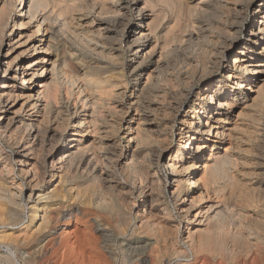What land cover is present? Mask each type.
I'll return each mask as SVG.
<instances>
[{"label": "bare ground", "instance_id": "obj_1", "mask_svg": "<svg viewBox=\"0 0 264 264\" xmlns=\"http://www.w3.org/2000/svg\"><path fill=\"white\" fill-rule=\"evenodd\" d=\"M28 1L26 0L25 2V0H0V59L4 58L7 60L10 58V52L12 51V41H13L12 37L14 35H15V38L18 39V42L20 43V45L28 46L31 43L33 44L32 47L29 46L30 48H27V50L29 51L31 49L30 53H32V51L37 52L38 50H40L39 55H42V56L44 55V57H39L36 61H29L28 64H25L23 62L18 63L17 69H14L13 65L19 60L20 57L23 56L21 54L18 57H15L12 61L9 60V62L6 65L0 64V159L4 161L3 163L4 169H0V170H3V172L6 174H10L12 173L14 169V164H18L22 168V173H25L27 177L30 176V181L28 182H30V185H31V188L29 186L30 189L27 191H24L22 186H19V184L15 188L16 190H13L12 187L16 185V183L13 182L15 180L14 178L12 182H9L10 179H12L11 176H8L7 177L8 179H5L4 181L2 179L0 181V221H2L3 219V214H6V213L7 215H9V219L13 222L20 221V223H23V221L26 220V222L23 224V228L19 230L20 233L18 234L15 233L17 229L14 227H10L9 230L0 231V240L3 242L4 246L6 245L5 247L8 252V256H5L2 258L3 261L8 264H15L17 260V256H18L17 251L19 249H28L32 253L28 257V259H26V263L37 264L38 257L42 255L45 252V249H47L52 244V241H48L44 249H40V250L38 249V251L35 252L36 243L40 240V236L51 233L54 229H56L57 226L69 228V227H74L81 222V220L79 219L80 209L76 210L75 208H73V206H69V210L64 211L63 206L67 203H70L72 199H70L68 196L75 192L73 189L74 186L71 187L72 181H74L75 179L79 177L81 178L86 177L90 179L88 180L90 182L89 185L93 186L94 188H99L101 191L115 190L119 193L121 192V194L125 193L128 195H131L132 197H129L131 199L134 198L133 197L134 191L136 190V187L139 186V193L134 198L135 200H132V201L129 200V204L131 205L130 211L120 210V211L115 212L116 209L115 208L112 209V213L114 212L116 214V219H117L116 221H113L114 225L117 227L116 237L113 233L107 230L108 227L106 228L104 227V225L96 226V231L102 234L101 237L103 239L101 238V240H102L103 248L110 246V243H112V241H114L116 238L118 239V237L123 238V236L125 235L127 236V232L129 230H132V233H135L137 235L141 233V230H144L151 235L152 237L151 239L154 242L151 244L149 242L143 241V245H144L143 250L140 253H138L139 260H142V261L145 260L146 258H148V255L150 254L154 258V261L157 262V264H165L166 260L163 255L164 250L162 249L161 244L162 242L167 245L175 244L174 238H172L174 235L173 232H176L175 235H180L182 232L181 230L184 227V226L182 227V222L184 221L186 223L184 232L187 233L188 245L186 247L188 248V250L176 252V254H180L179 256H177V261H178L177 264H181V261L183 259L185 262L191 256L196 257V259H198L201 254L205 257H207L208 254H214L212 256H215V254H217V257L219 259L225 261L228 264H239L238 256L239 254H243L247 257H250L253 261V264H264V223H263L264 217L263 216L261 217L260 215H255L254 220L251 218L253 223L251 225H248L247 216L244 215L245 221L241 220V223L239 221V225H233V228L231 230L230 228L232 226L231 224L232 222L228 223V218L225 216L223 204H222L224 202H221L218 199L209 200L210 193L211 192L213 193L212 189L216 191L217 190L216 186H218L219 182L222 180L225 181L226 183V181L234 179L235 177L234 173L237 170L239 163L242 162V164L244 165L247 159L246 156H243L241 154L238 155V157L237 155H235V153L233 154V149L231 148V145L229 149L224 148L226 150H224L223 152V148L221 149V147H216V143H218V139L220 140L222 139L221 142L223 143L226 141L228 137L233 138V133L231 132V130L233 129L230 128L231 129L230 130L228 126L232 123L231 120H233L231 116V112L239 105V103L249 101L251 97L250 93H253V92L258 94L257 95L258 99L264 97V0H248L247 1V10H253L254 15H253V21L251 25L247 27L246 29L247 31L246 40L240 41V42L237 41L238 40L237 38H236L237 40L236 39H233V40L228 39L226 41L224 40L225 46L222 47L223 49L221 48L222 50L218 49V51H220V55L222 54L224 55V57L225 55L226 56L228 55L229 58L232 61H234V65H231L230 64L231 62L225 63L224 64L225 70L223 72L224 75H222L219 79L218 77H215V74L212 71L204 70V72H202L201 74V77L198 78V81H197L198 83H203L204 86L202 87V90L196 93L195 98L192 101H190L189 99L191 95V90L194 88V84H195L194 78L193 79L186 78L185 82L187 83V86H185L184 88L179 87L180 89L177 90L173 98L168 97L169 94H172V92L170 93L171 90L168 91L167 89H165V87H160L159 79L161 80V78H159L158 76L154 77L155 75L153 73L151 74L150 73L151 71L149 72L148 77L146 75L147 77L145 78L146 80L142 81L143 75L145 74V72L153 67H156L157 69H159V70H155L154 72L160 71L161 74L160 73L159 74L162 76L163 69L166 65V63L162 64V61H161L163 58L162 55L158 57L159 58L158 60L156 61L154 60L156 58L155 55L157 52L156 46H154L153 49L151 50L149 49L148 52L144 53L147 50V48H149L152 45L153 36H154L153 34L157 30V27H159L153 23L151 26H147L148 29L146 30L144 28L146 25L144 26V24L146 21H148L150 18L152 19L153 17H154L155 23L158 20L163 18V12L161 10L158 11L159 9L156 11V7L158 8L159 5L157 6L154 0H144V1L143 0H128L126 4H117V7L114 10L112 16L109 15L107 12V15H109L110 17L107 16L108 18L106 17V20L111 19L114 22H117L119 18L124 19L126 15L128 14V12L130 11V9L136 11L137 16H138V21H136V24H134L132 28L133 41L129 42V48L131 52H133L136 49L135 50L136 52H134V55L138 56V58L142 57L141 60L138 62L140 63L139 68L136 67L137 68L136 69L134 66L136 70L130 71L132 72L131 74H133V76L136 77L135 78V82H136L135 88L137 89V94L135 95L134 98H133L134 95L130 97H132L131 98V102H133L132 105H135L136 107V115L135 114L134 115L138 116L140 125H137L138 132L137 134L135 133L136 137L129 138L130 140L128 141V143L126 142L127 146L125 147H122V144H119V142H117L112 137L113 135L111 136L110 134V132H112L110 130L111 127L109 129V126H107V123L106 124L103 122L99 123L100 120L97 117V114L101 110L99 107L100 100L98 101L96 99L98 96L96 97L95 95L96 97L95 98L93 97V94L91 93L95 91L94 89H97V90L100 89L101 88L100 86L103 83L100 84V82H93L92 81L93 79L90 76L88 77L91 78L92 80H81V78H78L76 75L75 77L74 75L69 74V75H66V78L64 77L66 79L64 80L66 81L64 85H63V80H61L62 84H60L61 81L58 82L59 79L58 77L56 78V76L58 73L61 72V70H63V66H65L66 62L59 63L60 62V60L58 59L59 53L58 54L56 53L55 55H53V57L47 56L48 53L53 54L55 50V46L52 44V39L54 37L52 38L51 36L49 38L50 41L48 39L45 42L44 40H37V39L34 40L36 38L35 37L36 35L37 37L41 35L44 29V26L49 25V23L53 21L54 16H58V18L59 17L63 18V16H66L64 18V22L65 24H67L69 21L76 19L74 14L79 12L77 10L81 6H79L78 3L75 2L77 0H71V1H68V0H28ZM96 1L102 2V0H96ZM104 1H103V4H104ZM168 1L169 0H165L166 3H168ZM18 3L19 5H21L22 3L21 9H18V5H17ZM97 4L99 3L97 2ZM140 4H143V7H140ZM257 4H258V9L254 8ZM160 5L163 6L162 4ZM108 6L110 5L108 4ZM106 7L105 9H107ZM165 7H168V6H165ZM108 9H111V8L109 7ZM233 9L234 8L232 7V10ZM215 11H217V9H215ZM235 15H236V12H235ZM221 20H223V18ZM10 22H14L15 27H17V29L16 31L14 29L13 32L9 36H7L6 31L10 25ZM32 23L36 24V30L34 29L35 30L34 34L30 35L25 31L31 27ZM59 23H61L62 25V22L59 21ZM118 23L120 24V22ZM124 24H122V26ZM60 28L61 27H59V29ZM98 28H99L98 35L104 40H108V39L110 40V36H111L110 34L112 33L111 29L113 28H109L107 26L101 27V25ZM200 29L202 28L200 27ZM239 29H238V32H239ZM198 30H199V27H198ZM212 30H213V27H212ZM46 31L47 29L45 30V32ZM67 33H64V35L65 34L67 35ZM73 33L74 35H77L76 36L77 40L79 41V44H81L80 46H85L84 48H88L90 46L89 44L92 45L93 41L89 40L90 37H88L87 35H84L82 33L75 34L74 31ZM68 34L70 35V33ZM236 34H237V31H236ZM190 35L192 36V34ZM191 36H190V39H191ZM203 36H204V32H203ZM228 37L226 36V38ZM70 38L72 37H69V39ZM67 39L65 40L66 42H67ZM190 43H191V40H190ZM219 44L217 43V45ZM113 45L114 44H112L111 46ZM7 46L9 47L10 50H8V53L5 54L4 50H5V47ZM188 46L190 47V45ZM76 48L74 51H70L72 53L69 52L70 53L69 56L72 59H77L80 57H84L86 55V54L84 55V52L82 50H79L78 48L77 49ZM89 49H86V50L89 52ZM213 52L214 54L216 53V51H213ZM203 54H204V51H203ZM115 55H118V54H115ZM149 59L151 60V62L149 61L150 65L146 66L145 63ZM111 60H114V59H111ZM90 61L91 60H89L88 62ZM116 61H118V59ZM48 62H50L49 67L46 66ZM85 63L86 62H84L83 64ZM112 67H115V66H111V68ZM142 67L144 69L141 70ZM197 71L196 70L194 71L195 75H197ZM111 75H114V74H111ZM121 76L122 75H120V77ZM177 78L180 79L179 76ZM19 79L21 80L20 86L19 84H17V81ZM47 80H49L50 82ZM112 80L114 79H111L108 77L107 79L104 80L105 81L104 83H108L109 87H113V86L115 87L114 82H112ZM118 80H122V79H118ZM118 85H121V83H118ZM180 85H182L181 82H180ZM103 88L105 87H102V89ZM166 88L168 87L166 86ZM255 88H257V90H255ZM62 89L64 90V92L66 90L68 93V95L66 96L67 98L65 99L62 93ZM87 90L91 91V93L89 94V92H86ZM116 91L117 90L114 89L110 91V93L112 94V93H115ZM123 93L125 94L126 92L124 91V92H121L120 94H123ZM144 93H147L150 96V100L149 101L147 100L148 101L147 105H145V101L144 102L142 101V95ZM71 94L72 96L73 94L74 95L78 94L79 96L77 99L74 98L75 100L74 99L71 100L69 97ZM82 95L84 96L83 98H82ZM116 96L118 99V95ZM114 99L116 100V98ZM159 100L161 101L168 100L167 108L164 109L163 105L161 106L160 104H158ZM20 101H22L23 103L20 109H18L17 106L18 104H20ZM111 105L113 106V104ZM108 106H110V104H108ZM127 107L130 108V106H127ZM87 108L90 109V112ZM121 111H123V109ZM162 111H164L165 113L167 112L173 117V118L170 117L172 118V120H169V122H167V128L170 130L169 134L173 136L175 135L174 133L176 131L180 132L179 133L180 144L178 148L172 152L171 157L168 160L166 156L173 149L170 147H162L161 146L162 144L160 142H162L164 137L162 136L163 138V139L161 138L162 140L156 139L152 132L153 129L152 130L150 129L151 127H155V125H157V123L155 122V118H157L158 114L161 113ZM135 116L134 118H136ZM203 118L205 119V121ZM118 122L120 123V121ZM132 123L133 121L129 123V127H128L129 133L133 132L134 127H132ZM175 123L176 125L178 123L177 130H175L176 129ZM237 127L239 126L237 125ZM249 127L251 128V130H254V132L253 131L252 132L256 133L257 135H259L260 131L263 130V129L260 130V128H256L253 125H250ZM249 129H247V131ZM90 130H92L93 132H96V135L98 136L94 138L93 143H91L90 145H87L88 141L92 139L91 136H89L90 133L92 132ZM14 133H17V135ZM115 133L117 134V130L115 131ZM236 133L238 134V131ZM242 133H244V131ZM8 134H10V136ZM213 135H215V137L213 141L211 140L212 142L209 143L208 137L210 136L212 137ZM166 137H165V140H166ZM242 138H239V140H241ZM4 141H7V142L10 141L11 143L10 145L13 146L15 150V158L11 157L9 154H7V152L4 151V149H2L1 144ZM132 141L134 142L136 141L138 143L137 148L135 147L134 149L132 148V145H131ZM141 144L142 145L144 144L142 148H140ZM227 144H228V141H227ZM93 145L95 147L94 148L95 151L91 150V147L93 148ZM245 150L246 149H244V151ZM214 151L216 152L214 153ZM244 151L243 153H245ZM142 153H145L146 155L145 157H149V156L153 157V160H150L152 161V164L149 167L150 169L148 170V172L150 173L151 179L148 178L146 182H144V184L140 180L141 182L139 185L137 184L135 185L134 182L131 185L130 183H128V181L126 182L124 179L117 180L114 178L113 175L115 173L113 174V166L115 163H122L123 165L126 163L124 169H128L130 167L132 169L133 167H136V164L138 163V161L136 162V160L138 159L137 156ZM129 158H131L132 160H130V162H127ZM258 167L259 168L261 167L262 169H264L263 161H262V164L258 165ZM200 171H203L204 175L201 178H197L195 176V173L200 172ZM259 176L260 175H258V177ZM153 182L155 183L158 182L160 183V185L163 184L164 189L173 187L174 183L176 184V189L171 194V202L163 199L162 197L164 195L162 197H158V196L155 197V194L153 192V187H152ZM242 185L244 184L242 183ZM162 191L160 190L159 194ZM198 192H199V195L196 196ZM253 194H255V192ZM121 196L122 195H120V197ZM212 196L214 197L215 195H212ZM225 196H227V194ZM262 196L264 198V195L261 194V197ZM239 197H240V194H239ZM102 198L103 197H101L96 203H92L93 200L82 202V205L80 206L81 208L84 207V210L86 212L90 211L88 210L89 207L106 210V207L108 206L109 202L107 201L108 199H105V198L102 199ZM129 198L127 197V199ZM257 198H259V195ZM251 199L252 198H250V200ZM253 199H255V197ZM225 200H228V199H225ZM240 201L241 203L243 202L242 199ZM246 201H249V200H246ZM259 203H261V201ZM246 205L247 206H245L244 209L248 208L249 204L247 203ZM174 213H176L181 218V221L180 222L177 221L178 224L175 227H171L168 225V223L174 220ZM226 214L228 216V213ZM6 226H3V228H5ZM212 227L213 229H216V230L219 229V231H221L222 233L221 234L222 236L217 238V241L214 243V245H211L212 243L211 238H213V236L209 234V229H211ZM150 245H152L153 247L150 250H148L149 248H147V246H150ZM14 247H16V249L13 251ZM124 260L125 259H123V261ZM123 261L121 263L126 264V262L124 263Z\"/></svg>", "mask_w": 264, "mask_h": 264}, {"label": "rangeland", "instance_id": "obj_2", "mask_svg": "<svg viewBox=\"0 0 264 264\" xmlns=\"http://www.w3.org/2000/svg\"><path fill=\"white\" fill-rule=\"evenodd\" d=\"M28 1V0H27ZM71 1V0H68ZM83 1V2H82ZM92 1V2H91ZM100 1H96V0H77L75 1L76 3H78L79 6H81L77 11V13L74 14L75 18L74 20H71L65 24L64 22V18L66 16H63V18L58 16H54L53 21L51 23H49V25L44 26V29L41 33V35L39 37H37V35L35 36L36 38L34 40H44V42L46 40H48L51 36H52V44L55 46V50L52 53H48V57H53V55H55L56 53L58 54V59L60 60L59 63H65V66H63V70H61L60 73L57 74L56 78L58 77V82H60L61 80H63V85L66 81V75H76L78 78H81V80H92L93 82H100L103 83L101 84V88L100 89H94L95 91L91 93V91H86L89 92V94H93V97H95L96 95V99L100 102L99 103V107H100V111L97 114V117L99 118V123H107V126H109V129L111 127V131L110 134L111 136L117 141L119 142V144H122V147L127 146L128 141L130 140L129 138H133L136 137L137 134V130H138V126L140 125L139 123V118L136 115V107L135 105H132L133 102H131V98L130 96L134 95L133 98L135 97V95L137 94V89L135 88L136 82H135V78L133 76V74H131L132 72L130 71H134L137 68H139V64L138 63L142 57L138 58V56L134 55V52H136L135 50L133 52L130 51L129 48V42L133 41V33H132V28L134 26V24H136V21H138V16H137V12L130 9V11L128 12V14L126 15V17L124 19H118L117 22H114L113 20H106V17L109 15H113L114 10L117 7V4H126L128 2V0H105L104 4ZM144 1V0H143ZM155 3L157 4V6L159 5V7H156V11H162L163 12V18L160 20H156L157 22L155 23L154 17L151 19H149L148 21L145 22L144 24V28L147 30L148 27L147 26H151L153 23L156 24L157 26V30L155 31V33L153 34V43H152V47L150 46L149 48H147V50L144 52H148L149 49H153L154 46H156V58L154 59L155 61L158 60L160 57V55H162V64H165V67L163 69V75L161 76V72L160 71H156L155 70H159L156 67H153L149 70H147L145 72V74L143 75V80L145 81L148 76H149V72L152 74H154V77H159L161 78V80L159 79V86L160 87H165V89H167L168 91H170V93L172 92V94H169L168 97L173 98L174 94L177 92L178 89L180 88H184L185 86H187V83L185 82L186 78L189 79H193L194 78V88L191 90V95H190V101H192L195 98V95L198 91L202 90V87L204 86L203 83H198V78L201 77L202 72L207 71H212L215 74V77H218V79L224 75V64L227 62H231V65H234V61H232L229 56L225 55H220V51L222 50L225 46V41L226 40H233L236 39L238 42L240 41H245L246 40V29L247 27H249L253 21V15L254 12L253 10H247V1L248 0H169L168 3L165 2V0H154ZM157 1V2H156ZM159 1V2H158ZM221 1V2H220ZM26 2V0H25ZM29 2V1H28ZM97 2L99 4H97ZM108 2V3H107ZM110 2V3H109ZM125 2V3H124ZM181 2V3H180ZM216 2V3H215ZM220 2V3H219ZM228 2V3H227ZM107 3V5H106ZM113 3V4H112ZM180 3V5H179ZM226 3V4H225ZM108 4L110 6H108ZM112 4V5H111ZM160 4H162L163 6H161ZM171 4V5H170ZM174 4V5H173ZM18 5V9H21L22 7V3L21 5ZM105 5V6H104ZM220 5V6H219ZM230 5V6H229ZM236 5V6H235ZM91 6V7H90ZM101 6V7H100ZM108 6V7H106ZM113 9H112V7ZM168 6V7H165ZM240 6V7H239ZM105 7L107 9H105ZM111 9H108V8ZM115 7V8H114ZM140 7H143V4H140ZM164 7V8H163ZM215 7V8H214ZM218 7V8H217ZM227 7V8H226ZM229 7V8H228ZM232 7L235 9L232 10ZM85 8V9H84ZM103 8V9H102ZM161 8V9H160ZM208 8V9H207ZM222 8V9H221ZM258 9V4L254 7ZM84 9V10H82ZM98 9V10H97ZM163 9V10H162ZM185 9V10H184ZM193 9V10H192ZM212 9V10H211ZM215 9H217V11H215ZM244 9V10H243ZM109 10V11H107ZM165 10V11H164ZM105 11V12H104ZM167 11V12H166ZM214 11V12H213ZM219 11V12H218ZM243 11V12H242ZM46 12V11H45ZM81 12V13H80ZM107 12L109 15H107ZM177 12V13H176ZM184 12V13H183ZM211 12V13H210ZM236 12V15H235ZM104 13V14H103ZM132 13V14H131ZM150 13V12H148ZM220 13V14H219ZM226 13V14H225ZM97 14V15H96ZM175 14V16H174ZM213 14V15H211ZM222 14V15H221ZM225 14V15H224ZM241 14V15H240ZM244 14V15H243ZM192 15V16H191ZM231 15V16H230ZM73 16V17H74ZM226 16V17H225ZM246 16V17H245ZM81 17V18H80ZM99 17V18H98ZM105 17V18H104ZM110 17V16H109ZM183 19H182V18ZM191 17V18H190ZM242 17V18H241ZM57 18V19H55ZM96 18V19H95ZM100 20H98V19ZM108 18V17H107ZM179 18V19H178ZM198 18V19H197ZM223 18V20H221ZM104 21H102V20ZM165 19V20H164ZM225 19V20H224ZM231 19V20H230ZM235 19V20H234ZM242 19V20H241ZM245 19V20H244ZM55 20V21H54ZM62 22L59 23V21ZM63 20V21H62ZM92 20V21H91ZM120 20V21H119ZM122 20V21H121ZM229 20V21H228ZM239 20V21H238ZM109 21V22H108ZM163 21V22H162ZM214 21V22H213ZM219 21V22H218ZM244 21V22H243ZM55 25H54V23ZM76 22V23H75ZM89 22V23H88ZM96 22V23H95ZM102 22V23H101ZM113 22V23H112ZM120 22V24L118 23ZM128 22V23H126ZM218 22V23H217ZM231 22V23H230ZM75 23V24H74ZM79 23V24H78ZM115 23V24H114ZM125 23V24H124ZM217 23V24H216ZM229 25H228V24ZM243 23V24H242ZM65 24V25H64ZM72 24V25H71ZM78 24V25H77ZM122 24H124L122 26ZM210 24V25H209ZM213 24V25H211ZM71 25V26H69ZM101 25V27H109V28H113L112 33L110 34V40H104L102 39L99 35V26ZM115 25V26H114ZM126 25V26H125ZM163 25V26H162ZM193 25V26H192ZM209 25V26H207ZM221 25V26H220ZM225 25V26H224ZM227 25V26H226ZM238 25V26H237ZM61 27L59 29V27ZM68 26V27H67ZM73 26V27H72ZM119 26V27H118ZM175 26V27H174ZM213 30H212V27ZM237 26V27H236ZM13 27V28H12ZM121 27V28H120ZM123 27V28H122ZM199 27V30H198ZM200 27L202 29H200ZM215 27V28H214ZM228 27V28H227ZM231 27V28H230ZM245 29H244V28ZM65 28V29H64ZM74 28V29H72ZM125 28V29H124ZM163 28V29H162ZM168 28V29H167ZM210 28V29H208ZM227 28V29H226ZM236 28V29H235ZM240 28V29H239ZM242 28V29H241ZM17 29V27H15V23L14 22H10V25L6 31L7 36H9L13 30ZM36 30V24L32 23L31 27L26 30L25 32H27L28 34L32 35L34 34L35 30ZM47 29V31L45 32V30ZM63 29V30H62ZM71 31H69V30ZM160 29V30H159ZM239 29V32H238ZM60 30V31H59ZM66 30V31H65ZM197 32H196V31ZM203 30V31H202ZM230 32H229V31ZM14 31V33H15ZM32 31V33H31ZM65 31V32H64ZM69 31V32H68ZM73 31L75 32V34H84L87 35L88 37L92 38L89 40L95 42H92V45L89 44L90 46L88 48H84L85 46H80L81 44H79V41L77 40V35H74ZM78 33H77V32ZM97 31V32H96ZM125 31V32H124ZM191 31V32H190ZM210 31V32H209ZM212 31V32H211ZM237 31V34H236ZM242 31V32H241ZM70 33V35L68 33ZM86 32V33H85ZM201 32V33H200ZM203 32H204V36H203ZM214 32V33H213ZM64 33H67V35ZM72 33V34H71ZM118 33V34H117ZM200 33V34H199ZM213 33V34H212ZM233 33V34H232ZM43 34V35H42ZM115 34V35H114ZM117 34V35H116ZM189 34V35H188ZM192 34V36L190 35ZM197 34V36H196ZM207 34V35H206ZM209 34V35H208ZM211 34V35H210ZM98 35V36H97ZM157 35V36H156ZM216 35V36H215ZM222 35V36H221ZM231 35V36H230ZM233 35V36H232ZM64 36V37H63ZM67 36V37H66ZM75 36V37H74ZM117 36V37H116ZM191 36V39H190ZM196 36V37H195ZM210 36V37H209ZM221 36V37H220ZM226 36H230L228 38H226ZM237 36V37H235ZM240 36V37H239ZM66 37V38H65ZM69 37H72L69 39ZM155 37V38H154ZM183 37V38H182ZM209 37V38H208ZM233 37V38H232ZM65 38V39H63ZM68 38V39H67ZM76 41H75V39ZM99 38V39H98ZM182 38V39H181ZM195 38V39H194ZM204 38V39H203ZM222 38V40H221ZM13 41H12V51L10 52V58L9 59H4L1 58L0 59V64H7L9 62V60H13L15 57H18L20 54L23 55L22 57L19 58V60L13 65L14 69L18 68V63H25L28 64L29 61H36L39 57H44V55H39L40 50H38L37 52H31L27 50V48H30L33 46V44L31 42L30 45H20V43L18 42V39L15 38V35L12 37ZM67 39V42L72 45L70 46L65 40ZM95 39V40H94ZM117 39V40H116ZM157 41H156V40ZM186 39V40H185ZM200 39V40H198ZM207 39V41H206ZM214 39V40H213ZM244 39V40H243ZM70 42H69V41ZM74 40V41H73ZM120 42H119V41ZM131 40V41H130ZM168 40V41H167ZM191 40V43H190ZM203 40V41H202ZM225 40V41H224ZM50 41V39H49ZM55 41V42H54ZM63 43H62V42ZM65 41V42H64ZM78 41V42H77ZM106 43H105V42ZM114 41V42H113ZM118 41V42H117ZM156 43H155V42ZM187 41V42H186ZM205 41V42H204ZM209 41V42H208ZM43 42V43H44ZM104 44H103V43ZM114 44L113 46H111L112 44ZM17 43V44H16ZM56 43V44H55ZM67 43V44H66ZM75 43V44H74ZM78 43V44H77ZM109 43V44H108ZM190 43V44H189ZM205 43V44H204ZM207 43V44H206ZM217 43L219 45H217ZM20 46H19V45ZM108 44V45H107ZM118 44V45H117ZM158 44V45H157ZM187 44V45H186ZM198 44V45H197ZM209 44V45H208ZM40 45V44H39ZM59 45V46H58ZM68 45V46H67ZM96 45V46H95ZM186 47H185V46ZM190 45V47L188 46ZM207 45V46H206ZM30 46V47H29ZM38 46V44H37ZM80 46V47H79ZM221 46V47H220ZM72 47V48H71ZM78 48L79 50H82L84 52V57H80L77 59H72L69 54L72 53L70 51H74L75 48ZM102 47V48H101ZM122 47V48H121ZM211 47V48H210ZM214 47V48H213ZM220 47V48H219ZM59 48V50H58ZM76 48V49H77ZM82 48V49H81ZM90 48V49H89ZM115 50H114V49ZM129 48V49H128ZM213 48V50H212ZM222 48V49H221ZM26 49V50H25ZM62 49V50H61ZM67 49V50H66ZM89 49V52L86 50ZM92 49V50H91ZM94 49V50H93ZM9 47H5L4 53H8ZM53 50V49H52ZM58 50V51H57ZM62 52H61V51ZM111 50V51H109ZM51 51V50H50ZM57 51V52H56ZM204 51V54H203ZM213 51H216V53L214 54ZM27 52V53H26ZM52 52V51H51ZM70 52V53H69ZM102 52V53H101ZM111 52V53H110ZM143 52V50H142ZM160 52V53H159ZM195 52V53H194ZM200 52V53H199ZM202 52V53H201ZM218 52V53H217ZM23 53V54H22ZM88 53V54H87ZM95 53V54H94ZM107 53V54H106ZM109 53V54H108ZM114 53V54H113ZM163 53V54H161ZM169 53V54H168ZM26 54V56H25ZM104 54V55H103ZM113 54V55H112ZM118 54V55H115ZM206 54V55H205ZM33 55V56H32ZM102 55V56H101ZM110 57H108V56ZM112 55V56H111ZM142 55V54H141ZM93 56V57H91ZM104 56V57H103ZM117 56V57H116ZM203 56V57H202ZM86 57V58H85ZM90 57V58H89ZM95 57V58H94ZM107 57V58H106ZM112 57V58H111ZM115 57V58H114ZM119 57V58H118ZM211 57V58H210ZM262 57V56H261ZM12 58V59H11ZM62 58V59H61ZM132 58V59H131ZM192 58V59H191ZM217 58V59H216ZM220 58V59H219ZM49 59V58H47ZM80 59V60H79ZM86 61H85V60ZM91 60L90 62H88L89 60ZM97 59V60H96ZM102 62H101V60ZM105 59V60H103ZM109 59V60H108ZM114 59V60H111ZM118 59V61L116 60ZM121 59V60H120ZM205 59V60H204ZM213 59V60H212ZM76 60V61H75ZM84 60V61H83ZM194 60V61H193ZM210 60V62H209ZM221 62H220V61ZM226 60V61H225ZM71 61V62H70ZM98 61V62H97ZM115 61V62H114ZM151 60H147L145 65H150ZM164 61V62H163ZM199 61V62H198ZM76 62V63H75ZM84 62H86L85 64H83ZM92 62V63H91ZM107 64H106V63ZM109 62V63H108ZM214 62V63H213ZM223 62V63H222ZM74 63V64H73ZM79 63V64H78ZM89 63V64H88ZM120 63V64H119ZM196 63V64H195ZM209 63V64H208ZM212 63V64H211ZM218 63V64H217ZM220 63V64H219ZM222 63V64H221ZM77 64V65H76ZM83 64V65H82ZM91 64V65H90ZM102 64V66H101ZM106 64V65H104ZM114 64V65H113ZM133 64V65H132ZM216 64V65H215ZM81 65V66H80ZM99 65V66H98ZM115 66L112 67L111 66ZM121 65V66H120ZM191 65V66H190ZM199 65V66H198ZM219 65V66H218ZM47 67L50 66V62L47 63L46 65ZM76 66V67H75ZM80 66V67H79ZM83 66V67H82ZM92 69H90L89 67ZM93 66V67H92ZM119 66V67H118ZM135 66V68H134ZM188 66V67H187ZM211 66V67H210ZM207 67V68H205ZM216 67V68H215ZM86 68V69H85ZM109 68V69H108ZM119 68V69H118ZM209 68V69H208ZM213 68V69H212ZM88 69V70H87ZM103 69V70H102ZM108 69V70H107ZM116 69V70H115ZM118 69V70H117ZM123 69V70H122ZM144 69L143 67L141 68V70ZM168 69V70H167ZM188 69V70H187ZM198 69V71H197ZM215 69V70H214ZM69 70V71H67ZM80 70V71H79ZM84 70V71H83ZM197 71V75L194 74V71ZM102 71V72H101ZM106 71V73H105ZM124 71V72H123ZM187 71V72H186ZM193 71V73H192ZM220 71V72H219ZM68 72V73H67ZM111 72V73H110ZM127 72V73H126ZM182 72V74H181ZM189 72V73H188ZM64 73V74H62ZM67 73V74H66ZM82 73V74H81ZM118 73V74H117ZM126 75H125V74ZM160 73V74H159ZM187 73V75H186ZM199 73V74H198ZM79 74V75H78ZM81 74V75H80ZM106 76H105V75ZM114 74V75H111ZM131 74V76H130ZM185 74V75H184ZM59 75V76H58ZM84 75V76H83ZM97 75V76H96ZM120 75H122L120 77ZM147 75V77H146ZM168 77H167V76ZM191 75V76H190ZM61 76V77H60ZM75 76V77H76ZM82 76V77H81ZM87 78H86V77ZM88 76H90L91 78H89ZM99 76V77H98ZM115 78H113V77ZM118 76V77H117ZM179 76L180 79H178L177 77ZM182 78H181V77ZM190 76V77H189ZM226 76V74H225ZM65 77V78H64ZM106 77V78H105ZM111 78L114 79L112 80V82H114L115 87H109L108 83H104L105 79L107 78ZM164 77V78H163ZM171 79H170V78ZM196 77V78H195ZM21 78V77H20ZM83 78V79H82ZM102 78V79H101ZM104 78V80H103ZM227 78V77H225ZM101 79V81H100ZM118 79H122V80H118ZM163 79V80H162ZM173 79V80H172ZM178 79V80H177ZM183 79V81H182ZM98 80V81H97ZM176 80V81H175ZM49 81V80H47ZM168 81V82H167ZM50 82V81H49ZM163 82V83H161ZM165 82V83H164ZM176 82V83H175ZM180 82L182 85H180ZM21 80L19 79L17 81V84H19L20 86ZM86 83V82H84ZM118 83H121V85H118ZM60 84H62V81L60 82ZM163 84V85H162ZM177 86H175V85ZM118 85V86H117ZM108 86V87H107ZM121 86V87H120ZM166 86L168 88H166ZM102 87H105L102 89ZM118 87V88H116ZM125 90H124V88ZM180 87V88H179ZM116 89L117 91L115 93H110V91ZM121 88V89H120ZM102 89V90H101ZM123 90V91H122ZM255 90H257V88H255ZM102 91V92H101ZM120 91V92H119ZM126 92L125 94H120L121 92ZM134 91V93H133ZM174 91V92H173ZM104 92V93H103ZM119 92V93H118ZM136 92V93H135ZM153 92V91H151ZM62 93L64 96V99L67 98L66 96L68 95L67 91L62 89ZM65 93V94H64ZM103 93V94H102ZM75 94V93H74ZM72 96V94L69 96L71 100H73L74 98H78V94ZM101 96H100V95ZM109 94V95H108ZM114 94V96H113ZM251 97L250 100L247 102H243V103H239V105L231 112V116L232 119L231 120V124L228 126L229 129H233L231 130V132L233 133V138H227L225 142H221L222 139H218V143H216V147H221V149L223 148V152L226 149L231 148L233 149V154L235 153V155H243L246 156V162L244 163V165L242 164V162L239 163V166L237 167V170L235 171V177L232 180L229 181H220L219 182V187L216 186V191L214 189H212L213 193L211 192L209 195V200H215L218 199L223 204V209H224V213L225 216L228 218V223H231V230L233 228V225H239V221L241 223V220L245 221V216H247V223L248 225H251L253 222L251 220V218L254 220L255 219V215H260L261 217H264V198L263 196L261 197V194L264 195V169H262L261 167L259 168L258 165L262 164V161L264 163V97L263 98H259L258 99V94H256L255 92L250 93ZM84 95V93H83ZM82 95V98L84 97ZM104 95V96H102ZM112 95V96H111ZM118 95V99L117 96ZM125 95V96H124ZM140 95V94H138ZM146 95V96H145ZM147 93H144L142 95V101H145V105H147L148 101L150 100V96H147ZM123 96V97H122ZM72 97V98H71ZM103 97V98H102ZM144 97V98H143ZM81 98V97H80ZM116 98V100L114 99ZM148 98V99H147ZM106 99V100H105ZM120 99V100H119ZM161 99V98H160ZM75 100V99H74ZM105 100V101H104ZM113 100V101H112ZM124 100V101H123ZM148 100V101H147ZM162 100V99H161ZM159 100L158 104H160L161 106L163 105V108H167L168 106V100L167 101H161ZM257 102H256V101ZM260 100V101H258ZM110 101V102H109ZM127 101V102H126ZM253 101V102H252ZM103 102V103H101ZM105 102V103H104ZM164 102V103H163ZM249 102V103H248ZM256 102V103H255ZM22 101H20V104H18L17 108L20 109L21 105H22ZM107 103V104H106ZM117 103V104H116ZM119 103V104H118ZM124 103V104H122ZM101 104V105H100ZM106 106H105V105ZM108 104H110V106H108ZM113 104V106L111 105ZM132 106H131V105ZM244 104V105H243ZM260 104V105H259ZM159 105V106H160ZM263 105V106H262ZM127 106H130V108H128ZM247 106V107H246ZM108 107V108H107ZM117 107V108H116ZM132 107V108H131ZM239 107V108H238ZM116 108V109H115ZM123 109V111L120 110ZM90 112V109L87 108ZM105 109V110H103ZM107 109V110H106ZM113 109V110H112ZM118 110V111H117ZM125 110V111H124ZM127 110V111H126ZM111 111V112H110ZM121 111V113H120ZM131 111V112H130ZM248 111V112H247ZM109 114H108V113ZM116 114H115V113ZM124 112V113H123ZM127 112V113H126ZM246 112V113H245ZM113 114V115H112ZM123 114V115H121ZM126 114V115H125ZM135 114V115H134ZM167 114V115H166ZM100 115V116H98ZM105 115V117H104ZM125 115V116H124ZM132 115V116H131ZM134 116L136 118H134ZM102 117V118H101ZM154 117V116H153ZM161 117V118H160ZM172 115L168 114L167 112L165 113L164 111H162L161 113L158 114V117L155 118V122L157 123V125H155V127H151L150 129L153 132V135L156 139H160L162 140V136L164 137V141L162 140V142H160L162 145V147H170L173 150H171L168 155L166 156L167 160L170 159L171 154L173 151H175L179 144H180V135H179V131H176L173 135L171 136L169 134L170 130L167 128V122H169V120H172ZM105 118V119H104ZM107 118V119H106ZM113 118V119H112ZM117 118V119H116ZM129 118V119H128ZM169 118V119H168ZM110 119V120H109ZM124 119V120H123ZM128 119V120H127ZM164 119V120H163ZM204 119V118H203ZM116 120V121H115ZM106 121V122H105ZM120 121V123L118 122ZM123 121V122H122ZM132 127L133 128V132L129 133L128 131V127H129V123L132 122ZM136 121V122H135ZM205 121V119H204ZM160 122V123H159ZM110 123V124H109ZM113 123V124H111ZM260 123V124H259ZM115 124V125H114ZM127 124V125H126ZM164 124V125H163ZM236 124V125H235ZM247 126H246V125ZM259 124V125H258ZM118 125V126H117ZM237 125L239 127H237ZM241 125V127H240ZM250 125H253L256 128H260L263 129L260 131V134L257 135L256 133H253L254 130H251V128L249 127ZM256 125V126H255ZM262 125V126H261ZM120 126V127H119ZM122 126V127H121ZM127 126V127H126ZM164 126V128H163ZM176 129L177 130V126L178 123L176 125ZM244 126V127H243ZM113 127V128H112ZM117 127V128H116ZM136 127V128H135ZM142 127V126H141ZM237 127V128H236ZM116 128V129H114ZM120 128V129H119ZM163 128V129H162ZM167 128V129H166ZM250 128V129H249ZM113 129V130H112ZM144 129V127H143ZM162 129V130H161ZM236 129V130H235ZM247 129H249L247 131ZM117 130V134L115 133V131ZM120 130V131H119ZM241 130V131H240ZM92 131V130H90ZM136 131V132H135ZM163 131V132H162ZM238 131V134L236 132ZM244 131V133H242ZM251 131V132H249ZM253 131V132H252ZM168 132V133H167ZM241 132V133H240ZM246 132V133H245ZM94 133V134H92ZM120 133V134H119ZM129 133V134H128ZM134 133V134H133ZM136 133V134H135ZM167 133V134H166ZM235 133V134H234ZM248 133V134H247ZM253 133V134H251ZM17 135V133H14ZM20 134V133H19ZM99 134V133H97ZM116 134V135H115ZM144 134V133H143ZM159 134V135H158ZM244 134V135H243ZM250 134V135H249ZM10 136V134H8ZM94 135V136H92ZM134 135V136H133ZM235 135V136H234ZM263 135V136H262ZM91 136V142L88 141L87 145H90L91 143H93L94 138L97 137L98 135H96V132H91L90 135ZM115 136V137H114ZM158 136V137H157ZM167 136V137H166ZM169 136V137H168ZM245 136V137H244ZM15 137V136H13ZM166 137V140H165ZM215 135H213L212 137H208V141L209 143L213 141ZM243 137V138H242ZM255 137V138H254ZM261 137V138H260ZM90 138V137H89ZM162 138V139H161ZM237 138V139H236ZM239 138H242L241 140H239ZM246 140H245V139ZM174 139V140H173ZM248 139V140H247ZM212 140V141H211ZM244 140V141H243ZM11 141V140H10ZM10 141H4L1 144L2 149H4L5 152H7V154H9L11 157L15 158V150L13 148V146H11ZM173 141V142H172ZM228 141V144H227ZM127 142V143H126ZM5 143V144H4ZM164 143V144H163ZM168 143V144H167ZM231 143V144H230ZM234 143V144H233ZM242 143V145H241ZM135 144V145H134ZM132 148L134 149L137 148L138 143L135 141H132L131 143ZM144 145V144H143ZM142 144L140 145V148H142L143 146ZM164 145V146H163ZM223 146V147H222ZM235 146V147H233ZM237 146V147H236ZM246 149L244 151V149ZM94 145L93 148L91 147L92 151L94 150ZM226 148V149H224ZM240 148V149H239ZM242 148V149H241ZM236 149V150H234ZM239 149V150H238ZM142 150V149H141ZM260 150V151H259ZM11 151V152H10ZM241 151V152H240ZM243 151L245 153H243ZM249 151V152H248ZM216 151H214L215 153ZM245 154V155H244ZM247 154V155H246ZM251 154V155H250ZM261 156H260V155ZM13 155V156H12ZM143 156V157H142ZM145 153H142L140 155L137 156V160L138 161V165L136 164V167H133L131 169H124L125 168V164L123 165L122 163H115L113 166V176L115 179L119 180V179H124L126 182L128 181V183H130L131 185L134 184L139 185L140 182L142 181L143 184L144 182H146V180L149 178L151 179L150 173L148 172V170L150 169L149 167L152 164L153 157L149 156V157H145ZM251 156V157H250ZM254 156V158H253ZM141 157V158H140ZM151 157V158H150ZM259 157V158H258ZM263 157V159H262ZM261 158V159H260ZM145 161H143V160ZM254 159V160H253ZM130 160H132L131 158H129V160H127V162H130ZM3 160L0 159V169H4L3 168ZM143 161V162H142ZM255 163H254V162ZM258 161V162H256ZM261 161V162H259ZM151 162V163H150ZM253 162V163H252ZM143 163V164H141ZM149 163V164H148ZM260 163V164H259ZM141 164V165H140ZM252 164V166H251ZM122 167H121V166ZM147 167H146V166ZM149 165V166H148ZM242 167H241V166ZM247 165V166H246ZM255 165V167H254ZM140 166V167H139ZM142 166V167H141ZM146 167V169H145ZM248 167V168H246ZM20 168V169H19ZM121 168V169H120ZM142 168V169H141ZM243 168V169H242ZM131 169V171H130ZM254 169V170H253ZM115 170V172H114ZM133 170V171H132ZM135 170V171H134ZM145 170V171H144ZM241 172H240V171ZM243 170V171H242ZM246 172H245V171ZM249 170V171H248ZM15 171V172H14ZM121 171V172H120ZM139 171V172H137ZM252 173H251V172ZM261 171V172H260ZM120 172V173H119ZM127 172V174H126ZM129 172V173H128ZM133 172V173H132ZM135 172V173H134ZM238 172V173H237ZM240 172V173H239ZM249 172V173H248ZM125 173V174H124ZM147 173V175H146ZM238 174V175H236ZM242 174V175H241ZM257 174V175H256ZM3 175V176H2ZM121 175V176H120ZM128 175V176H127ZM132 175V176H131ZM144 175V176H143ZM203 171L197 172L195 173V176L197 178H201L203 177ZM251 175V176H250ZM258 175H260L258 177ZM11 176L12 179H10L9 182H12L14 179V183H16V185L13 188V190H16L15 188L18 186H22V188L24 189V191H27L31 188L30 185V176H26L25 173H22V168L20 165L18 164H14V169L12 171V173L10 174H6L3 172V170H0V181L1 179L4 181L5 179H8L7 177ZM138 179H137V177ZM140 176V177H139ZM237 176V177H236ZM246 176V177H244ZM254 176V177H253ZM118 177V178H116ZM123 177V178H122ZM130 177V178H128ZM135 177V178H133ZM244 177V178H243ZM263 177V178H262ZM14 178V179H13ZM84 178V179H83ZM79 177L77 179H75L74 181H72V185L71 187H73L74 189V193L70 194L68 197L70 199H72L70 201V203H67L63 206V210L67 211L69 210V206H73V208H75L76 210L80 209V213H79V219L81 220V222L79 224H75L76 226L74 227H62V226H57L56 229H54L51 233L40 236V240L36 243V247H35V252L38 251V249H44L45 245L47 244L48 241H52V244L45 249V252L40 255L37 259V264H122L121 262L123 261V259H125L123 262L126 264H157L156 261H154V258L149 254L148 258H146L145 260H139L138 258V253H140L143 250V241L149 242V243H153L154 241L151 239V235L149 233H147L144 230H141V233H139L138 235L135 233H132V230H129L127 232V236H123L122 237H118V239L116 238L114 241H112V243H110V246L103 248L102 246V240H101V233H98L96 231V226L98 225H104V227H108L107 230L110 231L111 233H113L116 237V233H117V227L114 225L113 221H116V214L113 212L112 213V209H116V211H130L131 210V205L129 204V200H135L134 198L138 195L139 193V186L136 187V190L134 191V195H133V199L129 198L132 197L131 195L125 194L121 192H117L115 190H103L101 191L99 188H94L93 186L89 185L90 182L88 180H90L89 178L86 177ZM126 178V179H125ZM145 178V179H144ZM237 178V179H236ZM240 178V179H239ZM242 178V179H241ZM254 178V180H253ZM259 178V179H258ZM261 178V179H260ZM136 179V180H135ZM141 180V181H140ZM76 181V182H75ZM251 181V182H249ZM232 182V183H231ZM238 182V183H237ZM237 183V184H236ZM242 183L244 185H242ZM248 185H247V184ZM250 183V184H249ZM223 184V185H222ZM259 184V185H258ZM12 185V184H10ZM155 185V187H154ZM158 182H153V192L155 194V197H162L163 195V199L171 202V194L172 192L176 189V184L174 183L173 187H169L167 189H164V185ZM247 185V186H245ZM258 185V186H257ZM30 186V188H29ZM76 186V187H75ZM163 186V187H162ZM241 186V187H240ZM244 186V187H243ZM249 186V187H248ZM253 186V187H252ZM263 186V187H262ZM228 189H227V188ZM240 187V188H239ZM243 187V188H242ZM251 187V188H250ZM262 187V188H261ZM246 188V189H245ZM22 189V190H23ZM97 189V190H96ZM239 189V190H238ZM255 189V191H254ZM156 190V191H154ZM160 190L162 191L160 194ZM224 190V191H223ZM228 190V191H227ZM244 190V191H243ZM246 190V191H245ZM260 190V191H259ZM262 190V191H261ZM115 191V192H114ZM138 191V192H137ZM166 191V192H165ZM222 191V192H221ZM249 191V192H248ZM110 192V193H109ZM216 192V193H215ZM240 192V193H239ZM246 192V193H244ZM252 192V193H251ZM255 192V194H253ZM83 193V194H82ZM86 193V194H85ZM137 193V194H136ZM222 193V194H221ZM229 193V194H228ZM237 193V195H236ZM249 193V194H248ZM260 193V194H259ZM104 194V196H103ZM106 194V195H105ZM124 194V195H123ZM227 194V196H225ZM240 194V197H239ZM248 194V195H247ZM252 194V196H251ZM88 195V196H87ZM112 195V196H111ZM120 195H122L120 197ZM199 195V192L196 194V196ZM212 195H215L214 197ZM229 195V196H228ZM233 195V196H232ZM257 195V196H256ZM259 195V198H257ZM100 196V197H99ZM111 196V197H110ZM124 196V197H123ZM222 196V197H221ZM236 196V197H235ZM246 196V197H245ZM251 196V197H250ZM103 197L102 199H108L107 201L108 206L106 207V210L103 209H96L94 207H89L88 210L90 211H85L84 207L81 208L80 205H82V202L85 201H92V203H96L98 202V200ZM107 197V198H106ZM127 197L129 199H127ZM212 197V198H211ZM245 197V198H244ZM249 197V198H248ZM255 197V199H253ZM261 197V198H260ZM91 198V199H90ZM119 198V199H118ZM125 198V199H123ZM221 198V199H220ZM242 199V203L239 199ZM248 198V199H247ZM250 198H252L250 200ZM97 199V200H96ZM111 199V200H110ZM228 199V200H225ZM231 199V200H230ZM237 199V201H236ZM223 200V201H222ZM249 200V201H246ZM255 200V201H253ZM126 201V202H125ZM230 201V202H229ZM251 201V202H250ZM261 201V203H259ZM226 202V203H225ZM247 202L248 208L244 209L245 206H247L245 203ZM254 202V203H253ZM125 203V204H124ZM253 205H252V204ZM71 204V205H70ZM239 204V205H237ZM244 204V205H243ZM76 205V206H75ZM129 205V207H128ZM232 205V206H230ZM241 205V207H240ZM238 206V207H237ZM127 207V208H126ZM228 207V208H227ZM257 207V208H255ZM108 208V209H107ZM251 208V209H250ZM5 209V208H4ZM241 209V210H240ZM6 210V209H5ZM228 210V211H227ZM243 210V212H242ZM240 213H239V212ZM86 212V214H85ZM99 215H98V214ZM228 213V216L227 214ZM237 213V214H236ZM245 213V214H244ZM250 213V214H249ZM254 213V214H253ZM240 215V216H239ZM102 217V218H101ZM232 217V218H230ZM243 218V219H242ZM102 219V220H101ZM176 219V220H175ZM240 219V220H239ZM22 220V219H21ZM175 220V221H174ZM174 220L172 222H169L168 225L171 227H175L178 222L181 221V218L174 213ZM251 220V222H250ZM178 221V222H177ZM249 221V222H248ZM262 221V220H261ZM26 222L23 221V223H20V221H11L9 219V215L3 214V219L2 221H0V231L3 230H9L10 227H14L17 230L15 231V233H20L19 230H21L23 228V224ZM264 223V221H263ZM15 224V225H14ZM139 224V222H138ZM174 224V225H172ZM185 222H182V232L180 235H175L176 232H173V237L175 244L173 245H167L165 243L162 242L161 246L162 249L164 250V257H165V264H177V256H179L180 254H176V252H180V251H186L188 250V248L186 247L188 245L187 242V233L184 232V228L185 226ZM2 225V226H1ZM7 225V226H6ZM22 225V226H21ZM3 226H6L5 228H3ZM209 234H211L213 236L212 239V243L211 245H214V243L217 241V238L221 237L222 233L221 231L213 229V227L211 229H209ZM176 237V238H175ZM103 239V238H102ZM148 239V240H147ZM178 239V240H177ZM186 239V240H184ZM41 243V244H40ZM184 243V244H183ZM9 244V243H7ZM54 244V245H53ZM165 245V246H164ZM177 245V246H176ZM6 246V245H5ZM3 245V242L0 240V264H8L5 263L3 261V257L8 256V252L6 250V247ZM52 246V247H51ZM171 246V247H170ZM174 246V247H173ZM4 247V248H3ZM153 246H147V248H149L148 250H150ZM180 247V248H179ZM16 249V247L13 248V251ZM167 249V250H166ZM25 250V251H24ZM173 254H172V252ZM109 252V253H108ZM171 252V253H170ZM17 260L15 264H28L26 263V259H28V257L31 255V251L28 249H19L17 251ZM208 254V253H207ZM214 254H208L207 257L203 256L202 254L199 256L198 259H196V257L191 256L189 259H187L184 262V259L181 261V264H228L225 261L219 259L217 257V254H215V256H212ZM242 255V256H241ZM244 256V257H243ZM19 257V258H18ZM150 257V258H149ZM173 257V258H172ZM215 257V258H214ZM241 257V259H240ZM21 258V259H20ZM19 260V261H18ZM238 263L239 264H253V261L250 257H247L243 254H239L238 256ZM117 262V263H116ZM246 262V263H245Z\"/></svg>", "mask_w": 264, "mask_h": 264}]
</instances>
